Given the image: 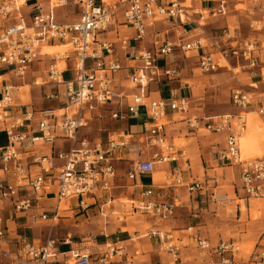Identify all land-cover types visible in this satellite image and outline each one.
<instances>
[{
    "label": "built area",
    "instance_id": "built-area-1",
    "mask_svg": "<svg viewBox=\"0 0 264 264\" xmlns=\"http://www.w3.org/2000/svg\"><path fill=\"white\" fill-rule=\"evenodd\" d=\"M21 1L0 0V73L8 72L17 78H25L45 44L60 42L71 46V50L63 56H55L48 68L50 81L66 87V107L41 112L37 123L40 133L38 137L27 138L17 133L19 127L23 126L22 122H15L6 128L9 144L0 148V162L4 171H9L8 166L13 163L17 188L30 189L14 204L15 211L27 212L38 205L43 197L53 195L58 202L57 207L52 212L41 214L40 219L54 227L61 219L60 204L63 202H76L82 212L97 206L103 198L106 199V205L112 203L111 193L117 187L116 180L119 178L118 166L121 162L129 161L126 156L134 134H113L105 144L98 143L94 147L79 138L80 131L87 128L94 119L103 117L105 111H110V116L115 120L128 121L130 118L139 119L143 115L147 117L144 145L149 149V155L144 150H138L141 158L133 161L126 174L131 186L140 185L143 188V200L139 206L133 207L141 214L167 221L174 218L178 207L176 203L155 200L158 195L154 188L143 187L138 182L144 175L153 176L157 164L176 163L180 159L175 144L167 134L168 109L185 115V121L191 130L223 135L224 147L219 152V159L238 169L243 196L235 195L238 201L264 200V155L248 158L243 156L240 147L241 138L248 126L247 115L253 112L264 118V95L256 102L255 97L244 89H234L231 92V102L237 112L202 118L190 115V100L181 97L176 90H170L166 99L150 97L151 83H170L178 78L179 55L189 58L194 53L204 74L222 69V62L229 63L231 59H236L238 64L246 62L249 68L258 66V59L253 55V43L242 47L230 27L221 29L220 33L207 29L211 19L228 15L227 0H218L216 6L202 7L199 10L193 4L187 6L186 0H120L115 3H108L106 0H70L80 10L78 19L70 23L58 22L55 13L56 8L67 5L69 0H58L55 6L49 0L48 11L36 6L34 10L38 12L29 15V19L22 12L28 1ZM159 22L170 26L177 36L175 41L162 39L153 33V47L150 49H140L129 43L132 40L135 43L144 42L150 35L149 29ZM260 23V30L264 33V16ZM117 24L129 25L135 31L133 39L124 41V48L128 49V57L132 63L129 69L131 86L127 87V91L115 86V73L122 70L121 65L114 60L106 61L107 58L114 57L115 43L100 38ZM235 42L237 44L233 45ZM71 58L74 61V77L64 82L65 69L60 70L58 61ZM89 61L93 66L88 67ZM14 91L12 84L3 87L0 121L8 117ZM28 120H32V113L28 115ZM58 139L70 141L73 147L49 156L34 155L33 165L37 168L34 175L30 168L22 165V153L17 148L19 143L29 140L30 147L53 146ZM57 160L60 161V166H57ZM182 174L181 168L172 170L169 180L178 186H185L192 196L207 195L209 202L215 206L233 203L234 199L231 197L216 194L218 177L194 180L186 184ZM12 192L7 180L0 179V198L8 199ZM89 200L92 202L89 203ZM237 206L241 211L242 206ZM100 210L102 212L101 207ZM149 236L154 240L158 252L171 258L168 263L155 264H181L180 250L186 245L177 244L183 242L179 241V237L156 229L151 230ZM6 237L7 228L0 216V264H108L113 257L121 256V252L115 251L113 244H107L110 252L102 253L101 257L96 258L80 250L61 253L55 239H49L45 245L24 242L15 251H11L3 248ZM191 237L201 254L217 260L204 264L237 263L240 247L234 241L219 240L213 245L201 233H193ZM94 239V236H88L83 242L89 244ZM69 240L67 238L64 241ZM60 257H63L62 261ZM259 260L264 264V245L260 251L251 255L250 264H259Z\"/></svg>",
    "mask_w": 264,
    "mask_h": 264
},
{
    "label": "rangeland",
    "instance_id": "rangeland-1",
    "mask_svg": "<svg viewBox=\"0 0 264 264\" xmlns=\"http://www.w3.org/2000/svg\"><path fill=\"white\" fill-rule=\"evenodd\" d=\"M43 8L46 10L50 6L49 0H40ZM118 0H107L108 3H113ZM264 1V0H262ZM52 5L58 4V0H51ZM194 0H187L186 5L190 6ZM229 5V15H233V21L237 22V25L231 24L230 29L232 34L236 35V40L251 41L257 46H264L263 31L260 30V21H253L252 26L242 21L246 13L255 15V11L258 9L259 0H227ZM57 19L59 22L66 23L73 21L80 14V10L70 0L67 5L60 6L55 9ZM216 25V23L214 24ZM61 43L56 42L53 45H60ZM43 46L42 52L45 53V47ZM54 53L55 55L63 56L65 52L71 50V46L67 47H48L46 49ZM50 55L48 59L55 55ZM179 68L182 70L181 78L184 80L185 85L195 86V94H189L190 98V115L206 114V116H213L219 114H227L233 112L231 106L230 92L234 88L246 89L249 85L256 87L257 85L251 84L249 72H259L262 68L264 75V62H261L258 68L247 67L246 62L237 63L236 59H231L229 63L222 62V66L227 68L220 69L214 73L203 74L200 70H197V63L194 58L186 59L185 57H179L177 59ZM63 64H58L60 68ZM62 68V67H61ZM60 68V70H61ZM238 70V71H236ZM208 76V77H203ZM67 79H71L72 75L68 73L65 76ZM209 81H204L208 79ZM33 80L28 81L32 84ZM48 81L46 69L39 73V84ZM180 84L174 83V86ZM50 85H44L41 87L34 88V96L31 100L29 94L19 96L20 91H14L12 103H17V97L22 99V103L31 104L34 103L35 107H39L43 102L45 108L49 105H55V103H49L45 100L44 92L49 91ZM129 86H131L129 84ZM21 93H25V90H31V85L21 89ZM48 103V104H47ZM170 112V109H168ZM62 113V112H59ZM250 119L251 126L243 134L245 135L242 143V148L245 152L253 154V152H264V118L259 115H249L247 119ZM175 120L184 123V116L176 115ZM182 126H185L183 124ZM126 129L125 121L112 119L109 112H105L103 117L97 118L93 121L89 128L82 131L80 137L88 140L91 144L94 142L105 143L110 135L115 133L120 134L122 130ZM186 132L183 133L181 138H175V144L178 149H184L186 151L185 157L181 161V165L184 169H187L185 163L186 159L192 158L191 152L188 150L189 145L193 140L185 139ZM209 134L202 130L201 135ZM213 136V135H212ZM216 138V137H215ZM4 141L0 138V143ZM218 141V139H217ZM264 155V153H263ZM262 155V156H263ZM246 157V156H245ZM257 157V156H256ZM129 162H121L118 166V174L120 179L118 184L120 186L128 185L126 189H117L113 192V199L115 200L109 206H106L101 213L100 209L91 208L89 211H71L73 202H63L60 205V215L63 217H80L77 224L78 226H72L74 219L67 221H60L58 226L49 227V224H42L37 229H42V236L36 241L37 244L45 243L46 240L51 237L52 239L62 240L67 233L73 235V239L77 243H81L82 238L88 236H94L92 243H82L79 245L80 249L85 253L97 255L102 253L110 252L107 244H113L116 242L117 237L120 235V231L128 230L130 233L129 240L123 245L115 246V251H119L125 256L113 257L108 264H125L126 257H133L134 264H152L158 260L155 254V242L150 239L149 232L154 229H163L169 231L178 228L176 221H172L170 224L163 223L158 218L148 216L145 214L138 213L132 215L134 206H139L138 203H133L131 191V182L126 179L128 169L133 164L130 157L126 156ZM200 176L204 177V170L201 168ZM210 175H217L219 177L220 188L225 191L228 197L234 199L230 205L219 204L212 206L211 210H208V203H204L202 208L204 212H199L198 217L180 212V210L186 209V205L193 203V197L188 192V189L183 187L172 186L173 181L169 180L170 171L159 172L157 169L154 173V178L157 184L168 185L172 193H165L162 196V200L167 203H176L177 208V219L181 218L191 223V225L201 224V232L205 237H208L211 244H216L219 240L234 241L240 247V253L237 255V264H250L251 255L255 251H260L264 245V209L261 212H257L258 209L264 208V200L251 199L249 202L238 201L236 194L242 196L240 181L236 167H224V169H218L210 172ZM239 192V193H238ZM220 195H224L220 193ZM239 197V196H238ZM92 200H89L91 203ZM237 204H240L243 210L239 211ZM245 205L247 210H245ZM250 208V210H249ZM199 211V209H198ZM85 214V215H84ZM105 214V215H103ZM194 214V213H193ZM76 215V216H75ZM84 216V217H83ZM89 219L87 220V218ZM180 233H175V236L179 237ZM101 244H106L101 246ZM178 245H190L194 246L193 242L187 239L183 243H177ZM114 247V246H112ZM187 256H183L184 261L193 260L195 258V252H185ZM96 257V256H95ZM101 257V256H100ZM260 261V260H259ZM259 264H262L261 261Z\"/></svg>",
    "mask_w": 264,
    "mask_h": 264
},
{
    "label": "crops",
    "instance_id": "crops-1",
    "mask_svg": "<svg viewBox=\"0 0 264 264\" xmlns=\"http://www.w3.org/2000/svg\"><path fill=\"white\" fill-rule=\"evenodd\" d=\"M27 1H28L27 5L22 10L23 14L25 15V17L27 19H29V15H33V14L38 12L37 10H34V7H36V6L41 7L43 11L49 10V7L46 10L43 8V5L41 4L40 0H27ZM118 1H120V0H118ZM118 1H116V2H118ZM181 1H185V0H181ZM217 1L218 0H215V1L194 0L193 6L196 10H199L202 7L212 8V7L217 5ZM21 2L24 3L25 0H22ZM186 2H187V0H186ZM259 2L260 3L258 4L257 11H255V15H251L249 13H246L244 15V18H241L242 21L246 22L250 26H252L253 21H261L262 17L264 16V1L259 0ZM113 3H115V2H113ZM58 8H60V7H58ZM56 17H57V15H56ZM78 17H79V15L77 16L76 19H74L73 21H70V22H74L75 20L78 19ZM233 17H235V16L229 15L226 17L211 19L209 21L207 29L208 30L214 29V30H217L218 33H220L221 29H224L226 27H230L231 24H233V26L237 25L236 24L237 22L233 21V19H232ZM70 22H66V23H70ZM215 23H216V25H214ZM153 33L158 34L162 39H170L172 41H175L177 39L176 34L174 32H172V29L170 28V26L167 23L159 22V23H156L154 28L149 29L150 35L144 40V42L135 43L132 40L129 43L131 45H136L140 49H150L153 47V41H154L153 36H152ZM263 36H264V33H263ZM134 37H135V31L131 26H129V25L120 26L118 24L111 27L108 33L100 36V38H102V39H105L109 42L115 43V46H116L115 55H114V57L107 58L106 61L110 62V61L114 60V61H117L121 65L122 70L115 73V79H116L115 86L119 90L127 91L126 89L130 83L129 82V76H130L131 72L129 69L132 66V63L128 57V49L126 50L124 48V45H126L124 43V41L125 40H131ZM53 43H56V42H53ZM53 43L48 44L50 46H47V48L57 46V45H53ZM249 43H253V42L248 41V40H246V41L239 40L238 41V44H240L242 47H244L245 45H247ZM236 44H237L236 42L233 43V45H236ZM60 45H64V44L61 43ZM254 47H255V50L253 52V55L258 59V66L256 67V68H258L260 66L261 62H264V46H263V44L261 46H257L256 44H254ZM47 48L46 47L44 48L45 53L42 52L43 48L39 51V54H38L36 60L34 61V63L29 68L25 78H23V79L17 78L8 72H1L0 73V76H2V77H0V98H1L2 91H3V87L7 84H12L15 87V90L17 89L18 91H20L19 96H23V95L27 96L28 94L30 96V93H31L30 98L31 97L33 98V96H34V93H35L34 88L35 87L50 85L49 91L44 92L45 100H47L49 103H55V105H49L45 108L44 102H43L39 107H35L34 103H31V104L22 103V99L20 97H17L16 100H18V102L12 103V107L8 111V117L5 120L0 121V138L4 139V141L2 143H0V148H5L9 144V140H8V136H7V132H6V128L8 127V125L13 124L15 122H22L23 126L19 127V129L17 130V133H19L21 135H25L27 138L38 137V136H40V133L38 130L37 123L39 121L40 116L42 115L41 112L44 110H50V109L62 110L67 105V99L65 96V91H66L65 85L64 84H55V83L51 82L49 79L48 68H49V65L53 62V59L55 58V56L48 59L49 56L53 55L54 53L47 51L46 50ZM206 51H208V50H206ZM179 57H181V55H179L177 57V59ZM190 58L195 59V61L197 63V70L201 71V69L199 68V64H198V57L194 53H192V55L186 59H190ZM60 62H62V61H58V64ZM64 62H65L66 67H65V70L63 73V81L65 82V81L71 80L74 77V73H73L74 61L71 58V59H68ZM90 66H93L91 61L88 62V67H90ZM177 66L179 69V76L176 80H174L170 83H162V84L151 83L149 90L151 92L150 97L152 99H159V98L166 99L169 97V91L170 90H176L181 97H186L189 100L192 96H188V95L189 94H191V95L195 94L196 85L195 86L185 85L183 83L184 80L181 78L182 70L179 68L178 63H177ZM224 68H227V67L224 66L222 69H224ZM45 69H46L48 81H46L42 84H39V82H38L39 73H41ZM262 71H263V69L261 68L260 73L259 72H249L251 84H255L257 86L251 87L249 85L246 89H244L246 92L250 93L252 96L255 97L256 102H259L261 97L264 95V75H263ZM68 73H70L72 75L71 79H67L65 77ZM201 73H203V72L201 71ZM203 77H208V76L203 75ZM30 80H33L32 84L28 83V81H30ZM2 81H3V83H2ZM204 81L208 82L209 78L204 79ZM174 83H177L180 85L174 86ZM27 85H31L32 91L31 90H25V93H21V91H22L21 89L27 87ZM234 89H237V88H234ZM234 89H232L231 92ZM231 92H230L229 102H230L231 106L233 107L232 113H235V112H237V109L232 105ZM32 98H31V100H32ZM113 109H115V108L113 107ZM105 112L110 113V111H105ZM30 113H32V120H28V115ZM176 115H182V114L175 113L171 110H170V112H168L167 134H168L169 140L175 144V141H174L175 138L176 137L181 138L183 133L186 132V134L184 136L185 139L186 140H193L188 147V150L191 152L192 158L186 159L185 163H186L188 168L184 169L181 165V161L185 157L186 151L184 149H178V147L175 144L176 149L179 152V157H180L179 161L176 163H169V164H157L155 171L158 169L160 173L163 171H170L171 172L172 170L181 168L183 171V174H182L183 179H184L185 183L188 184L194 180H208L209 177H213V175H210L209 173L215 171L216 167H218V169H224V167L233 168L232 166H228V165L224 164L219 159V152L224 147V136L223 135H216V134H212L209 132H208L209 134L201 135L202 131L196 132V131L188 128L187 123L185 121V115H182V116H184V120H183L184 123H180L181 121L175 120ZM199 115H201V116H197V115H194V116L201 117V118L202 117H209V116H206V114H199ZM219 115H221V114H219ZM213 116H215V115H213ZM93 121L88 125L87 128L90 127V125L93 123ZM121 121H125L126 129L122 130L120 134H117V133H115V134L116 135H121L123 133L134 134V139H133L132 144L128 150V154H127L128 158L130 157V160H132V162L136 161V160H140L141 157L138 156V150H144V152H146L147 155H149V152H148L149 149H146V146L144 145V141L146 138V134H144V129H145V124L147 123V117L145 115H143L139 119L130 118V119H128V121H126V120H121ZM183 124H185V126H182ZM87 128H84L80 131V134H79L80 140H86V139H82L83 137H80V135H81L82 131H84ZM217 139H218V141H217ZM86 141L91 147H94L98 143H102V142H94L93 144H91L90 142H88V140H86ZM28 143H29V140H26L23 143H19L17 145V148L22 153V157H23V160L21 162L22 165L27 167V169L30 168V171L33 172V175L37 171V168L33 165V156L34 155L49 156L51 154H57L59 151H62V150H69L70 148L73 147V144L70 141H66L64 139L56 140V143L53 146H50V145L47 146L46 145V146L30 147L28 145ZM105 143H102V144H105ZM75 147H78V145H75ZM144 158H145V156H144ZM127 162H129V161H127ZM56 164H57V166H60V161L57 160ZM8 168H9V171H4L3 165L0 162V179L7 180L9 186L13 189V192L11 193V196L8 199H1L0 198V216H2V218L4 219L5 227L7 228V237H6V240L4 242L3 248H8L11 251H15L24 242L34 243L35 245H45L47 243V241L49 239H52V238L49 237L45 243L37 244L36 241H40L39 239L41 238V236L43 234L42 229H37V228L39 226H42V224L48 223L49 227H51V225L49 222L41 220L40 215L43 214L44 212H52L57 207L58 202L53 195H49V196L43 197L38 205H34L27 212L15 211L14 210V204L17 201H19L20 199H22V197L25 196L26 191H30V189L17 188V177H16V173L13 170L14 164L10 163ZM201 168L204 170V177L203 178L200 176ZM55 172H56V170L53 171V173H55ZM237 173H238V177H239L238 169H237ZM214 176L218 177L217 175H214ZM119 179H120V175H119V178L116 180L117 187L115 188V190L113 192H115L119 188L120 189L128 188V185L120 186L118 184ZM138 182H140L142 184L141 186H143V187L152 186L155 190V194L158 195V198L155 197L154 199L159 200L161 202H164L162 200V196L165 193H170V192L172 193V190H174V189H169L168 185H161L160 183L157 184L156 180L154 178V175L153 176L144 175L138 180ZM172 186H174L173 188L181 187V186H178L174 183L172 184ZM131 188H132L131 194H132V196H134L132 198V202L139 204L143 200V197H142L143 188H141L140 185H138L136 187L131 186ZM113 192L111 193L112 203L115 201L113 199ZM215 192L220 197L227 196V194H225V191H223L220 188V185L215 189ZM220 193H222L224 195H220ZM235 195H237L236 192H235ZM192 197H193L192 198L193 203L189 206L187 204L186 209L180 210V212L184 213V215L189 214V215H192L193 217H198L199 212H204V210H203L204 208H202V206H201L204 203H208V207H209L208 210H211V207L215 206L209 202L207 195H203L201 197H197L196 195H194ZM105 201H106V199L103 198L102 200H100L98 202L97 206H94V208L100 209V207H101L102 212L101 211L100 212L103 213L104 212L103 209L106 206H109V205L105 204ZM73 204L74 205L72 206V209H71L72 213H73V211H75V209L76 210L78 209L76 202H73ZM91 208H93V207H91ZM91 208H89L87 211H89ZM177 208L175 209L174 218L167 220V221H161V222L170 224L172 221H176V224H177L176 226L178 228L173 229V230H169V231H164L163 229H159V230L164 232V233H166V232L172 233L174 236H175V233H180V235H179V239H180L179 241L180 242L181 241L184 242L186 239L188 241L193 242L192 237H191V234H193V233L194 234L201 233L204 236V234L201 232L203 225H201V224L191 225L190 222L185 221L184 219H181V218L177 219L176 218L177 214H178ZM198 209H199V211H198ZM263 209L264 208L258 209L257 212H261ZM242 210H243V208H242ZM245 210H247L246 206H245ZM249 210H250V208H249ZM138 213H141V212L138 211L137 209L133 208L132 215H136ZM103 215H105V214H103ZM148 216H150V215H148ZM80 217H77L74 219L72 217H63L61 215V219H59V222L60 221H66L65 219H68L67 221L74 219V224H72V226H78L77 222L80 219ZM88 219H89V217L87 218V220ZM59 222H58V224H59ZM58 224L56 226H58ZM56 226H54V227H56ZM189 229H192V230L189 231ZM119 233H120V235L117 237V239H116L117 241L113 243L114 246L123 245V244L127 243L128 241H130L128 238L130 235L128 230L120 231ZM175 237L177 238V236H175ZM67 238H70V240L68 242H65L64 240H66ZM55 240H57V239H55ZM57 241H58V248H59L61 253H68L72 250L82 251L80 249L79 245H82V243H84L83 238H82L81 243L75 242L73 239V235L71 233H67L66 236L62 240H57ZM193 244H194V242H193ZM105 245L106 244H101V246H105ZM155 251H156L155 254L158 257V260L152 264H155L157 262L168 263L171 261V258L168 255L161 254L160 252H158L156 247H155ZM190 251L196 253L195 258L193 260L187 259L186 261H184L183 256H187V254H188V253L186 254L185 252H190ZM100 255L98 254V256L97 255H95V256L99 257ZM92 256L94 258H96L94 255H92ZM122 256H125V255L122 254ZM180 256H181V264H204V263H211L212 261L217 262V260L211 259L208 256L205 257L203 254H201L195 248V246L191 247L190 245H186V246L181 247ZM62 258L63 257H60L59 259L62 261ZM133 259H134L133 257H129V256L126 257V263L125 264H134Z\"/></svg>",
    "mask_w": 264,
    "mask_h": 264
},
{
    "label": "bare ground",
    "instance_id": "bare-ground-1",
    "mask_svg": "<svg viewBox=\"0 0 264 264\" xmlns=\"http://www.w3.org/2000/svg\"><path fill=\"white\" fill-rule=\"evenodd\" d=\"M46 45V44H45ZM44 45V46H45ZM58 47H67V45H57ZM43 48V47H42ZM55 56H61V55H55ZM61 64H63L60 68H61V70H64L65 69V67H66V65H65V62L64 61H62L61 62ZM236 71H238V70H236ZM17 90V89H16ZM249 115H257L258 116V114H256V113H249L248 115H247V117H249ZM2 119V118H1ZM248 126H249V128H250V126H251V121H250V119L248 118ZM248 126H247V129H248ZM247 131V130H246ZM244 137H245V135H243L242 136V138H241V144H240V147H241V151H242V154H243V156H246V157H248V158H256V156L257 157H262V155H263V153L264 152H260V153H258V152H253V154H251V153H247V152H245L244 150H243V148H242V143H243V139H244Z\"/></svg>",
    "mask_w": 264,
    "mask_h": 264
}]
</instances>
